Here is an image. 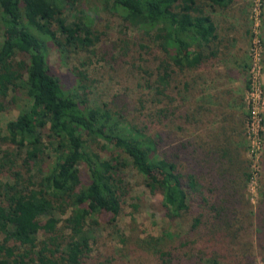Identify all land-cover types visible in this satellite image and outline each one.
<instances>
[{
  "label": "trees",
  "instance_id": "obj_1",
  "mask_svg": "<svg viewBox=\"0 0 264 264\" xmlns=\"http://www.w3.org/2000/svg\"><path fill=\"white\" fill-rule=\"evenodd\" d=\"M77 1L0 0V108L16 104L22 94L25 102L15 120L5 129L0 125V264H133L127 254L121 259L93 250L94 227L101 219L120 234L122 244L129 240L118 220L131 193L125 180L130 169L153 194L163 195L170 222L194 216L182 233L140 241L156 264L264 260L260 237L255 246L240 243L246 228L230 199L238 186L221 179L204 182L201 170L194 171L200 159L199 153L186 152L189 116L178 113L175 85L171 91L177 69L201 63V56L199 62L190 57L193 47L216 38L201 0H102L120 14L125 29L145 37L136 43L122 33L112 50L119 47L131 62L158 52L155 70L132 62L152 78L146 84L151 100H141L133 115L116 99L102 103L93 97L94 81L82 71L75 72L76 85L67 90L50 65L52 48L62 56L75 51L96 57L97 46L104 44L94 19ZM251 178L248 172L247 183ZM257 211V217L246 216L250 229L264 224V209Z\"/></svg>",
  "mask_w": 264,
  "mask_h": 264
},
{
  "label": "rangeland",
  "instance_id": "obj_2",
  "mask_svg": "<svg viewBox=\"0 0 264 264\" xmlns=\"http://www.w3.org/2000/svg\"><path fill=\"white\" fill-rule=\"evenodd\" d=\"M79 10L84 11L94 19L95 24L102 34L104 44L99 48L97 46L98 55L95 57L91 52L67 53L62 56L56 49H50L49 62L52 69L60 76L64 87L71 90L76 85L77 76L75 72H84L93 83L92 94L93 97L102 103H109L113 99L120 104V109H124L128 114H136L137 109L141 108V100L145 104L146 101L151 100L149 90H147V81L152 79L149 74L142 73L137 67H134L132 62L136 65L148 66L147 68L154 69L155 56H144V60H127L120 52L119 47L112 50V45L118 41L122 33H128L129 38L136 43L145 40L142 33L134 29H125L124 22L119 13L112 9L105 8V3L102 0H81L76 2ZM262 8L259 16V22L255 16V0H250V46L248 48V85L244 96V109L246 112L245 120V134L248 142V152L250 151V140L247 133V117L249 118V108L247 104V94L250 87V80L253 76V66L256 65L260 74V85L264 91V0H262ZM72 8L70 9V11ZM257 29V39H255L254 31ZM2 33L0 31V40ZM140 39V40H139ZM254 41L260 42V49L253 51ZM113 43V44H112ZM156 48V47H153ZM90 63L83 66L86 61ZM24 94L19 95L16 104L7 106V108H0V125L3 129L6 128L10 121L15 120L25 104ZM148 104V103H147ZM146 104V105H147ZM148 110L145 111L147 113ZM144 113V111H143ZM144 118V117H143ZM168 132L166 142L170 144L172 138L168 139ZM264 131L261 134L262 150L260 151L259 160L254 162L248 153L249 173L252 179L248 181L245 190L240 187L237 192L235 205L233 211H237L239 220L241 219L245 224V237L241 244L251 242L256 245L257 237L264 242V224L256 228H248L249 222H246V216L253 212L252 216L257 217V209H264ZM3 150L8 147H1ZM113 150L112 147L107 148V151ZM94 152L101 157H107V152L100 149H94ZM190 153V152H189ZM198 153V151L196 152ZM191 154V153H190ZM194 158H192V162ZM259 161V162H258ZM197 164L198 163H194ZM193 164V165H194ZM256 164L257 166H254ZM193 168V166H191ZM193 170V169H192ZM200 168L194 169L199 171ZM85 171V170H84ZM200 172V171H199ZM88 175L86 173L85 179ZM126 183H129L131 193L124 205V212L119 217V229L122 234L126 235L129 240L127 244H122L120 234H118L108 223V220L101 219L100 226L94 227L97 235V240L93 242L94 255L106 254L111 257L121 259L125 254L133 264H156L155 257L152 252L142 249L141 240L150 239V237H160L165 233L172 232L178 234L190 228L194 216L190 213L175 222H170L165 214L163 195L159 192L153 194L145 184L143 177L135 170H129L125 174ZM244 190V191H243ZM259 203V204H258ZM257 205V206H256ZM137 206V209L135 208ZM258 212V211H257ZM250 217V215H249ZM253 220V219H252ZM255 222V220H253ZM248 240H247V239ZM250 238V239H249ZM125 245V246H124ZM125 250L124 253L122 250ZM256 260V259H255ZM255 264H264V260L258 257Z\"/></svg>",
  "mask_w": 264,
  "mask_h": 264
},
{
  "label": "crops",
  "instance_id": "obj_3",
  "mask_svg": "<svg viewBox=\"0 0 264 264\" xmlns=\"http://www.w3.org/2000/svg\"><path fill=\"white\" fill-rule=\"evenodd\" d=\"M201 5L202 13L216 28V38L193 47L190 57L199 62L201 56L202 61L198 66L177 69L171 91L175 85L180 95L178 113L189 116L184 134L189 143L186 152L194 156L198 151L202 181L218 184L221 179L245 190L249 171L244 96L250 0H225L222 5L201 0ZM236 198L237 193L232 192L230 199Z\"/></svg>",
  "mask_w": 264,
  "mask_h": 264
},
{
  "label": "built area",
  "instance_id": "obj_4",
  "mask_svg": "<svg viewBox=\"0 0 264 264\" xmlns=\"http://www.w3.org/2000/svg\"><path fill=\"white\" fill-rule=\"evenodd\" d=\"M255 16L256 20L259 22V16L262 8V0H255ZM257 29L254 31V35L257 39ZM260 49V42L254 41L253 51H258ZM253 76L250 80V89L247 94V104L249 108V118L247 119V133L250 140V151L249 156L254 162L259 160L260 151L262 150L261 134L264 131V91L260 85V77L256 65L253 66ZM260 74V73H259ZM259 162V161H258ZM254 166H257L254 164ZM252 179V178H251Z\"/></svg>",
  "mask_w": 264,
  "mask_h": 264
}]
</instances>
